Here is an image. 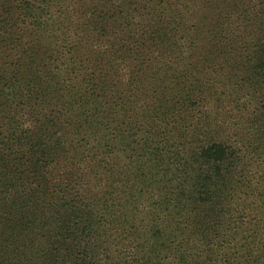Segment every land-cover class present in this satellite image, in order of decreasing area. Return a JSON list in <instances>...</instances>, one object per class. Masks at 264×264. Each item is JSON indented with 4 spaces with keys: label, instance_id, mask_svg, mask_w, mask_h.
<instances>
[{
    "label": "trees",
    "instance_id": "trees-1",
    "mask_svg": "<svg viewBox=\"0 0 264 264\" xmlns=\"http://www.w3.org/2000/svg\"><path fill=\"white\" fill-rule=\"evenodd\" d=\"M116 1L114 0L113 5L116 7L114 16H110L106 14L109 11L106 5H102L99 0H25L20 8H25L21 14L27 18L39 15L36 12L33 14V11L45 14L49 9L54 10L55 14L48 20L59 24L56 36L49 32V35L55 38L56 45L61 47L58 48L60 56L56 57L57 59L49 58L45 50L46 46H38V38L30 39L29 36L34 33L33 29L18 37L15 29H8L15 23L10 26L4 23L0 26V51L7 52L10 45H14L20 53L21 64L17 71L24 77V85L16 88L13 86L15 93L17 92L27 101L34 98L40 99V111L44 117L41 125L44 122L47 123L46 126L42 125L39 128L41 133L44 130L49 132L59 126L66 134L67 142L72 138H79L86 144L89 138L100 145L103 144L104 128L109 122L111 125H117L118 118L129 117L132 127L127 135L117 139L118 144L126 147L125 151L129 149L135 151L131 145L137 142L141 148L153 147L148 153L157 158H161L164 154L175 155L169 148L174 143L175 134L172 131L178 127L174 124L176 122L170 121V118L177 115V119L182 120L180 113L183 108L175 106L177 104L175 95L186 96L189 90L186 93L182 84L176 83L179 76L167 74L168 68H164L165 64H161L162 61L158 58H164L163 41L180 42L185 45L188 42L194 43L193 36L201 37L203 50L199 53L194 52L192 56L188 53L187 58L182 55L184 61L194 59L193 62H184L183 70L191 75V68L194 64H199L197 56L203 52L206 55V61L208 58L206 69L209 67L213 69V65L220 66L219 71L213 70L210 74L220 73L216 83L224 89L221 92L222 95L228 96L226 92L233 91L235 88H247L244 97L240 96V92L237 93L240 99L236 116H240L253 105H255L253 112H264V0H237V3L228 5L226 1L231 0H200L196 6L197 9L192 11L193 6H191L186 14L184 10L189 5H194L193 0H182L177 9L172 6L175 0H151L149 5L144 3L142 8H137V13L142 19L145 16L148 18L147 21L152 26V35L151 32H146L149 26H146V29L138 35V25L134 22V16L128 13V16L120 14L121 5ZM32 2L39 4L33 5ZM255 2L262 6L260 12L254 16L258 19L256 23L249 15L252 13L251 4ZM139 5H142L141 2ZM231 7L232 10L223 14ZM191 21H193L192 24H189ZM141 36L151 39L148 43L144 41L145 45L140 43L141 47L149 49L150 57L144 70H137L134 62L138 51L137 48L131 47L132 44L140 42ZM26 47L30 48L31 52L25 49ZM152 49H155V53ZM51 61L57 64L51 66ZM91 66L101 67L98 76L95 74L96 69H90L87 72ZM7 67L8 65L0 60V73L7 72ZM161 72L167 76V83L170 78L171 82L176 84V87L170 86V90L164 86L158 91L163 102L170 103L169 108L160 113L161 115L147 107L142 113L136 112L143 107L140 106L135 111L134 103H131V107L118 111L110 107L109 98L111 97L121 99L124 96H134L133 90L142 91L143 86L152 82L153 87L158 86L160 79L154 76ZM228 74H232V80H226L225 77ZM241 74L244 75L242 78ZM22 76L17 78L18 83L22 81ZM30 78L34 79L33 85L27 83ZM143 79L145 81H142ZM200 81L206 83L208 79H200ZM214 87L215 84L212 87H198L197 90L194 89V94L195 96L202 94L203 99H208L207 96L212 94L210 88L214 89ZM65 88H68V91ZM106 104L108 106H105ZM75 105L80 109L74 110ZM58 106L66 109L68 114L62 118L54 116L49 119L48 115L55 112ZM72 119L78 121L77 126L73 125ZM219 122L221 129L224 130L225 121ZM140 125L146 128H138ZM235 125L236 123L233 124ZM167 127H170L168 133L165 129ZM135 128L136 132L132 131ZM115 129L122 135L118 126ZM178 132L180 133L179 130ZM21 133L20 130H13L12 123L9 122L5 133L0 132V137L7 139L9 143L13 139L23 140ZM52 134L55 135L56 131ZM2 140L0 139V146L9 150L10 147L6 146ZM41 140V147L27 160V172L29 175L37 174L36 179H39L37 186L43 185L44 189L61 182L67 183L70 189L71 186L67 180L73 177L70 170L74 169L81 159L77 158L75 153L66 163L62 161L65 159L60 160V156H57L61 167L49 168L54 159H47L49 153L45 148L48 143L45 138ZM25 141L23 140V143ZM56 141L64 142L60 136ZM196 143V159L205 160V167L199 175V179L203 176L201 185L204 187L221 180L225 182L234 169L235 161L242 159V148L233 146V143L211 138L199 139ZM159 144L163 146L160 147ZM66 147L71 149L70 145ZM53 148L56 149L57 145L54 144L51 150ZM20 155L23 157V154ZM163 160L161 158V161ZM92 161L94 167L102 165V162L93 157ZM19 165V161L2 165L0 177L5 170L9 173L16 172ZM28 173H21L14 177L13 181L0 178V188L7 186L10 191V188L21 187ZM229 181L233 180L229 178ZM260 186L264 187V184ZM157 190H160V187H157ZM191 193L195 194L194 203L198 205L205 206L209 201L212 204L210 210L208 206L202 208V213L192 210L193 213L189 217L190 226L197 223L198 228L177 227L179 223L177 217L174 220L173 229L168 234L173 235V240L170 241V245L167 244V247H164V239L149 236L141 240L138 245H128L118 251V243L114 242L116 232L112 226L114 220L111 222L103 217L98 219L88 208L89 204L80 206L79 210L70 208L61 211V202L55 199L48 200L44 196L30 213L35 220L24 218L25 212L22 211L18 219L10 220L6 217L7 210L3 209L0 212V226L5 225L4 228L8 229L12 223L14 224L5 237V240H9L8 242L2 241L4 238L0 237V264H264V221L257 222L255 216L260 213L258 206L254 203L248 204L242 201L245 199L241 196H236V201L227 206L226 210L236 215L233 220L237 225L233 230H230L227 225L225 232L221 235L220 229L214 230V227L219 228L224 221L223 214L226 210L218 206L224 201V197L211 190L201 192L198 189L195 193L191 190ZM236 194L242 195L243 192L238 191ZM18 195L16 192L13 195L14 200L5 199V201L11 203L19 201ZM186 195H190V192L182 194L183 197ZM251 197V195L248 196V198ZM5 201L1 202V207H4ZM68 202L66 201L65 205L69 204ZM182 209L186 213L191 210L189 205ZM184 211L180 212L179 217L186 215ZM234 214L230 217L233 218ZM48 216L53 218L49 224L50 230L46 231L44 226L35 227L38 219L41 218L39 221L41 224L47 221L44 217ZM128 219L132 221L128 226L131 228L136 222L132 218ZM99 220L107 221L108 228L99 229ZM5 221L7 223L4 224ZM28 224L31 226H24ZM18 226L20 229H17ZM201 226L204 229H201ZM118 228L123 229L121 225ZM96 229L99 234L94 239L92 234L96 232ZM251 231L252 234L246 236ZM146 234L149 235L150 232ZM214 238L219 240L217 245L214 248H208L209 244L214 243ZM139 239V237L133 239V242ZM16 241L17 244L13 247ZM159 246L163 247L162 251L158 250ZM129 247L130 250H128ZM135 248H137L136 252H133ZM123 250L130 252L123 253Z\"/></svg>",
    "mask_w": 264,
    "mask_h": 264
},
{
    "label": "rangeland",
    "instance_id": "rangeland-1",
    "mask_svg": "<svg viewBox=\"0 0 264 264\" xmlns=\"http://www.w3.org/2000/svg\"><path fill=\"white\" fill-rule=\"evenodd\" d=\"M24 1L25 0H0V26L4 23H7L8 26L15 23L13 27L8 29H15L18 37H21L22 34H27L33 29L34 33L29 36L30 39L35 40L38 38V46H46L45 50L48 52L49 58L57 59L56 57L60 56L58 48L61 47L56 45L55 38L51 37L49 32H52L54 36H56L58 34L57 28L59 24L48 20L51 15L55 14L54 10L49 9L45 14L33 11V14L36 12L39 15L27 18L21 14L25 9L20 8ZM99 1L108 8L109 11H107L106 14L114 16L113 12L114 8H116L113 6L114 0ZM139 1L142 5H139ZM150 1L151 0L116 1V3L121 5L120 14L123 13L127 15L128 13L134 16V22L138 25V35L146 29V26H149L146 32H151L152 35V26L150 22L147 21L148 18L145 16L142 19L139 17V13H137V8H142L144 3L149 5ZM181 1L182 0L173 1L172 6L175 9L179 8ZM193 2L194 5H189V7L184 10L185 14L190 11L191 6H193L192 11H194L195 8L197 9L196 6L200 3V0H193ZM35 3L39 4L38 2H32L33 5ZM226 3L227 5L229 3L235 4L237 0H231L230 2L226 1ZM251 5L250 9L252 13L249 15L256 23L258 19L254 16L260 12L262 6L257 2ZM229 10H232V7L225 10L223 14L227 13ZM192 22L193 21L189 22V24H192ZM193 38L195 39L194 43L188 42L185 45L180 42L173 43L163 41L162 49L164 51V58H158L162 61L161 64H165L164 68H168L169 73L167 74L179 76L176 83H181L186 93H188L189 90L186 96L179 94L177 97L175 95V101L177 103L175 106L177 108L182 106L183 108L182 113H180L182 120L179 121L177 115L170 118V121L176 122L174 124L178 127L176 130L172 131L175 134L174 143L169 148L175 155L171 153L169 155L164 154L161 157L164 159L163 161H161V158H157L155 155H150L148 153L153 147L141 148L139 147L141 145L135 142L131 145V148H134L135 151H130V149L129 151H125L126 147L118 144L117 139L120 138V136L127 135L130 127H132L129 117L118 118L116 122L117 125H111L109 122L104 128L103 144L100 145H97V143L89 138L86 140V144L79 138H72L71 141L67 142L66 134L63 133V129L59 126L54 130H49V132L44 130L41 133L39 128L42 125L46 126L47 123L44 122L41 125L44 117H42L40 111V99L33 97L34 100L31 99L27 101L20 97L17 92L15 93L13 89V86L16 88L19 85H24V77L21 75V72L18 73L17 71L21 64L19 61L20 53H18V49L14 45H10L7 52L0 51V60L8 65V71L6 68L7 72L0 73V132L4 134L7 123L11 122L12 129L20 130L24 138L23 140H26L25 143H23V140L13 139L7 143V139H3L2 136L0 137L1 140L3 139V143L10 147L9 150H6L4 146H0V169L4 164H11L17 161H19L20 164L16 172L9 173L5 170L0 178L13 181L14 177L19 176L21 173H28L26 170L28 166L27 160L33 155V152H36L41 147L42 138H45L48 143L45 148L49 153L47 159H54L53 163L48 166L49 168L61 167L58 163L59 159H57V156H60V160L65 159V161H62L66 163L70 161L75 153L77 158L81 159L77 166L70 170L73 174L72 179H67L71 186L70 189H68L67 183L62 182L44 189L43 185L37 186V182H39V179H36L37 174L29 175V173L23 180L22 186L17 189L10 188L11 190L8 191L7 186H2L0 188V212L3 209L7 210L8 215L6 217L10 220H14L21 216L20 212L22 211L25 212L24 218H33L35 220L30 213L44 196H46L48 200L55 199L61 202V211L70 208L79 210L80 206L83 207L89 204L88 208L98 219L103 217L111 222L114 220L112 222V226L116 231L114 242L118 243V251L128 245H138L141 240L149 236L164 239V247H167V244L170 245V241L173 240V235L168 234L173 229L174 220L177 217V222H179L177 227L192 228L195 226L198 228L199 226L197 223H195L194 226H190L191 219L189 217L193 213L192 210H195L196 213H202L201 210L203 207L206 208L208 206L210 210L212 204H210L209 201L205 206L194 203L195 194H192L191 190L194 191V193L198 189L201 192L211 190L223 196L224 201L219 203L218 206H221V208L225 210L227 206L233 204V201H236V196H241L245 199L242 201L248 204L254 203L258 206L260 213L255 216L257 222L264 221V187L260 186L264 184V112H253L255 106L253 105L244 113H241L240 116H236L239 104L238 100L240 99L237 93L240 92V96L244 97L247 88H235L233 91L226 92L228 96L222 95L221 92L224 89H222V87L220 88V86H218L219 84L216 83L220 73L210 74L213 70L219 71L220 66L213 65V69L210 67L206 69L208 58L206 61V55L203 52L197 56L199 64H194L191 68V75L183 70V63L193 62L194 59L191 58L189 61H184L182 55H185V58H187L188 53L192 56L194 52L199 53L203 50L201 47V37L193 36ZM139 39L140 42L136 43L137 45L132 44L133 46L131 48H137L138 51L135 56L137 59L134 62L137 70H144L145 66L149 63L150 53L149 49L141 47L140 43H144V41L148 43L151 39H147L145 36H141ZM25 49H29L28 51L31 52L30 48L26 47ZM41 50L44 52L42 48ZM152 52L155 53V49H152ZM56 64V62L51 61V66H55ZM100 68V66L97 68L91 66L87 72H89L90 69H96L95 74L98 76L101 71ZM71 75H74V73H71ZM21 76L22 81L18 83L16 80L17 78H21ZM240 76L242 78L244 75L241 74ZM154 77L160 79L158 86L153 87L152 82L151 84L149 83L143 86L142 91L135 92V90H133L132 93L134 96H124L121 99H117L115 96L111 97L109 98L110 107H112L114 111H118L123 108L126 109L131 107V103H134L135 105H133V108L135 111L138 107H143L142 110L139 108L136 112L142 113L145 107H147L151 111L155 110L156 113L161 115L160 113L169 108L170 103L163 102L158 91L164 86L168 87V90H170V86L176 87V84L171 82L170 78H168L167 83V76L162 72L157 73ZM205 78L208 79L206 83L200 81V79L205 80ZM225 78L226 80L233 79L232 74L226 75ZM33 80L34 79L30 78L27 80V83L33 85ZM142 81H145V79ZM155 83L157 84L156 81ZM214 84V89L210 88L212 94L207 96L208 99H203L202 94L195 96L194 89L197 90L198 87H212ZM192 86L194 88H192ZM65 89L68 91V88ZM130 94L131 93H129V95ZM168 96L171 97V95ZM80 103L82 102L80 101ZM105 106L108 105L106 104ZM79 109L80 108L75 105L74 110ZM55 110V112L48 115L49 119L54 116H60L62 118L64 115L68 114L66 109H61L60 106L56 107ZM169 112L171 114L173 113V111ZM6 118L8 120H6ZM219 121H225L224 130L221 129ZM72 122L73 125L77 126V120L72 119ZM234 123H236L235 126H233ZM116 126H118V130L122 131V135L116 131ZM138 128L146 127L140 125ZM165 129L167 131L166 133H168L170 127ZM136 130L135 128L132 131L136 132ZM54 131H56L55 135L52 134ZM58 136H60L64 142L60 143V141H56ZM209 138L233 143V146L242 148V159L235 161L234 169L229 173L225 182L221 180L218 181V183L206 185L204 187L201 185L203 176H200L199 179V175H201V170L205 167V160L196 159V142L199 141V139L204 140ZM54 144L57 145V148L51 150ZM66 145H70L71 149H67ZM158 146L162 147L163 144H159ZM20 154H23V157H21ZM92 157L102 162V165L100 167H94ZM131 157L133 158L130 160ZM249 172L251 173L249 174ZM209 174H211V171H209ZM229 178L233 181L228 182ZM157 187H160V190H157ZM34 189L35 191L33 192ZM238 191H242L243 194L235 195ZM16 192L19 194V201L16 200L12 203L5 201V199L14 200L13 195H15ZM187 192H190V195L183 197L182 194H186ZM250 195L252 197L248 198ZM210 197H212V195H210ZM204 198H206V196H204ZM3 200L5 201L4 207H1V202ZM66 201H69V204L65 205ZM187 205L191 208L188 213L182 209ZM182 211H184L186 215L179 217ZM232 214L234 213H230L228 210L224 211V221H222L219 228L215 226L214 230L220 229L221 235L222 232H225L224 229L227 225L230 227V230H233L237 224L233 220L236 215L234 214L232 218L230 217ZM44 218L47 219V221L39 224L40 218L38 219L39 221L35 222V227L37 225L40 227L44 226L46 231L50 230L49 224L53 221V218L50 216ZM128 218H132V220L136 222L131 228L128 226L132 221ZM99 222V229L108 228L107 221L99 220ZM5 223H7V221H5L4 224ZM13 224L14 223H12L8 229L4 228L5 225L0 226V237L4 238L2 241H9L5 240V237L8 231L13 227ZM118 224L121 225L123 228L122 230L118 228ZM24 226H31V224ZM127 227L129 228L128 230L126 229ZM200 228L204 229L203 226ZM17 229H20V226H18ZM148 231L150 232L149 235L146 234ZM97 234L99 233L96 229V232L92 234L94 239ZM249 234H252V231L247 233L246 236H249ZM138 237L140 239L134 243L133 239ZM218 241L219 240L214 238V245L209 244L208 248H214ZM16 244L17 241L13 243L12 246L14 247ZM136 249L137 248H135L133 252H136ZM128 250H130V247ZM158 250L162 251L163 247L159 246ZM122 252L129 253L130 251L123 250ZM104 255H106V253H104ZM161 256H163V254Z\"/></svg>",
    "mask_w": 264,
    "mask_h": 264
}]
</instances>
